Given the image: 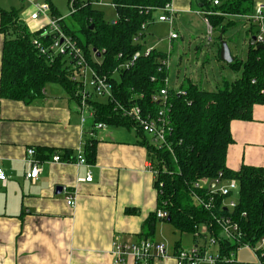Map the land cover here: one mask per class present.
<instances>
[{"label": "crops", "instance_id": "1", "mask_svg": "<svg viewBox=\"0 0 264 264\" xmlns=\"http://www.w3.org/2000/svg\"><path fill=\"white\" fill-rule=\"evenodd\" d=\"M28 1L33 8L13 10H19L22 21L36 32L47 21L30 19L34 4L39 2ZM201 1L170 0L177 10L174 26L156 23L159 11L155 12L146 37L151 27L166 25L169 33L179 35L177 39H168L167 48L173 51L176 41L182 38L185 42L182 32L191 31L200 22L207 33L206 48L213 46L209 52L215 53L216 41L211 36L212 42L208 41L209 27L202 14ZM102 4L99 0L94 7ZM242 22L252 37L251 25L245 20ZM4 42L5 36L0 33V86ZM159 44L153 47L157 49ZM196 50L200 55L201 46ZM92 101L104 103L107 99L95 97ZM252 115L251 121L231 122L233 143L227 151L226 166L235 172L243 166L264 167V105H255ZM144 134L133 126L97 129L95 119L89 114L83 122L78 100L58 84L47 85L42 97L29 105L0 96V168L8 176L6 184L0 181V264H114L116 242L144 240L146 223L158 210L156 175L150 152L143 143L155 144ZM91 140L96 141V154L89 161L86 155ZM29 149L36 150L42 168L35 182L26 179L30 170ZM79 152L87 158V164L75 163ZM55 155H60L63 162H52ZM88 175H92V182L85 181ZM69 194L76 198L75 207L67 204ZM163 222H156L155 232L148 239L165 244L171 253L184 249L182 236L176 232L168 236L169 225ZM205 231L203 224L199 233ZM204 242L201 236L193 237L194 246H203ZM124 264H134V261L129 258ZM152 264L177 262L170 257L156 259Z\"/></svg>", "mask_w": 264, "mask_h": 264}, {"label": "trees", "instance_id": "2", "mask_svg": "<svg viewBox=\"0 0 264 264\" xmlns=\"http://www.w3.org/2000/svg\"><path fill=\"white\" fill-rule=\"evenodd\" d=\"M95 1L75 0L74 11L70 15L80 25L85 41L68 28L63 19L61 26L66 34L79 41L91 63L90 48L103 58L95 65L113 83L115 102H91L96 124L135 127L130 119L115 109V104L117 102L124 107L138 105L146 115L157 114L161 106L153 101V96L164 88V79L169 75L161 64L169 54L154 49L148 57L138 58L129 69L121 68V65L129 62L135 53L143 51V46L135 43L134 39L141 26L152 21L155 12L150 9L162 8L170 0H113L117 12L114 22L105 21L103 13L94 7ZM214 1L202 0L201 6L204 12L212 13L206 18L213 31L218 33L217 40H220V34L224 38L228 29L236 24L233 16L252 14L256 2L219 0L220 5H214ZM51 10L57 17V13ZM0 18V33L5 36L0 96L29 105L42 97L49 84H58L74 96L76 85L70 79L66 59L57 57L51 61L40 55L33 45L41 32H32L22 21L19 10L0 9ZM91 26H94L93 30ZM41 40L48 44L51 37ZM257 47H249L245 61L234 57V62L228 66L234 72H241L240 76L224 81L215 91H208L189 78L180 88L169 90L171 130L168 140L171 149H160L149 141L143 144L147 146L154 170L158 173L155 183L158 210L167 212L171 220H161L155 213L146 223L143 239L154 234L159 220L169 222L179 232L193 234L195 238L199 236L200 226L205 224L210 232L220 237L221 229L216 223L219 218H229L239 226L241 243L256 245L264 237V167L243 166L235 172L226 166L227 151L233 143L231 122L251 121L253 107L264 105V50ZM220 51L221 48L219 59ZM152 78L156 81L152 82ZM179 90L186 95H180ZM137 130L144 134L139 128ZM95 144V140L88 143L86 157L89 161L95 158ZM220 173L225 181L236 180L239 190L234 196L214 197L212 208L207 210L194 196L208 201L207 190L197 189L195 184L204 179L213 180ZM231 198L236 201V206L228 209L224 204ZM237 247L238 243L232 240L223 239L219 243L220 254L226 257ZM261 262L264 264V256Z\"/></svg>", "mask_w": 264, "mask_h": 264}, {"label": "built area", "instance_id": "3", "mask_svg": "<svg viewBox=\"0 0 264 264\" xmlns=\"http://www.w3.org/2000/svg\"><path fill=\"white\" fill-rule=\"evenodd\" d=\"M74 1L70 0L72 7V12L74 11ZM99 3V0L95 1L94 5ZM214 5H220L219 0L214 1ZM35 11L31 14L30 19L32 21H38L44 18L47 22L46 25L40 28L41 35L33 41V45L39 51L40 55L47 57L51 61H54L57 57H62L66 59L68 63V71L72 83H75L76 90L74 97L78 100L81 110L82 121H86V115H90L92 118L95 117V113L91 108V102L93 98H105L108 101L115 102L114 98V88L111 78L102 74L97 70L95 64L91 63L86 56V53L79 41L74 37L66 34L61 26L62 19L58 17H50L51 6L42 3L34 4ZM161 12L158 21L161 23H167L171 27L174 26L177 10L173 7L171 2H168L162 8H152L150 11ZM205 16V21L209 27V35L212 32V27L207 20V15H211V12H202ZM221 15V14H218ZM234 18H241L249 23L252 29L256 30L253 36L249 39L250 46H262L264 45V2L257 1L253 13L250 15L233 16ZM149 27V23H144L141 26L140 33L135 37V43H140L146 37V33ZM251 29V31H253ZM51 37L48 44H45L41 38ZM179 37L178 33L171 31L170 40L177 39ZM209 43L212 42V38H209ZM154 49H148L145 53L137 52L133 58L121 65V68L129 69L134 65L135 61L141 56L148 57ZM169 57L161 62L162 67L169 71ZM122 58V55H119ZM93 61V60H92ZM99 64V63H98ZM169 76V75H168ZM164 79V88L160 90V93L153 96V101L158 102L161 106L157 114L146 115L143 109L138 106L124 107L121 104H115V109L119 111L124 117L130 119L136 128H139L144 133L152 138L155 146L158 148H170L169 145V133H170V105L168 101L169 97V77ZM156 79L152 78V82ZM255 83V81H253ZM180 95H186L182 90H179ZM97 129L106 130L108 128L105 123L96 124ZM27 161L30 165V170L26 174V179L30 181H37L41 175L42 168L39 159L36 157V150L29 149L27 151ZM52 162L61 163L63 162L60 155H55L52 158ZM75 163L77 165L87 164L85 156L82 152H79L76 156ZM156 178L158 173L154 170ZM92 175H88L85 179L87 182H92ZM0 181L6 184L8 181V176L4 169L0 168ZM197 189H206L207 197L210 199L201 198L198 195H194L196 200L203 205L205 209L212 208V200L214 197H230L237 194L239 190L238 183L236 180L225 181L223 174L220 173L219 176L213 180L204 179L195 184ZM67 204L70 207H75L76 198L73 194H69L66 198ZM225 207L235 208L236 201L234 199H229L225 204ZM157 217L161 220L168 218L167 212L164 210L157 211ZM217 219V218H216ZM217 225L221 229V235L216 236L210 229L206 227L204 233H199L198 237H203L205 242L203 246L197 245L192 249H178L174 253L168 249L165 244L156 243L150 239H144L137 243L130 242H116L113 251L114 264H124L127 259L131 258L134 264H152L156 259H168L170 257L174 258L177 264H231L240 263L236 260H232L233 255L241 250L242 248H247L254 252L258 258L256 264H262L261 257L264 256V237L256 244L251 245L247 243H241L242 234L240 228L237 224L233 223L229 218H219L216 220ZM202 234V235H201ZM232 240L238 243V247L234 252H231L228 257L223 256L218 252V256L208 255V251L212 247L219 246L221 240Z\"/></svg>", "mask_w": 264, "mask_h": 264}, {"label": "rangeland", "instance_id": "4", "mask_svg": "<svg viewBox=\"0 0 264 264\" xmlns=\"http://www.w3.org/2000/svg\"><path fill=\"white\" fill-rule=\"evenodd\" d=\"M101 1L103 4L97 7L95 6V8L103 13V17L106 22L116 21L117 14L114 6H112L113 0ZM37 2L42 4L48 3L51 5L53 11L57 13L56 16L59 19H63L65 25L71 30L76 31L78 37L85 41V37L79 29L80 25L77 24L76 21L70 16L72 13V7L69 0H37ZM0 7L6 11H11L13 8L19 9V7H23L24 11L27 10V8H33V4L28 0H0ZM159 16V12L156 13V23H159ZM50 17H54L52 11L50 13ZM234 20L237 21V24L234 23L235 25L228 29L224 35V40L228 43L233 56L238 55L239 59L245 60L250 47L249 39L251 38V34H247L246 28L242 24V21H244L243 19L239 18ZM195 24L197 25L191 29V31L182 32L181 35L184 37L185 42L183 43L182 38H180L175 42V48L173 51H169L167 48L170 35L168 27L163 24H157L155 27H151V29L148 31V36L140 41V44L143 46L142 53H145L151 48L155 49L153 46L156 43H160L157 50L162 49L163 52L170 54L168 76L170 88L181 86L183 80L186 77H189L198 82L202 88L208 91H215L217 87H221L223 85L224 81H232L233 79L238 78L241 72H234L227 63H224L219 59L218 53L219 49L221 48V41L217 40L216 35L218 33L213 31V33L209 35V37L211 36L216 41V52H209L213 50V46L206 48V30L200 22ZM253 32L256 33V30L254 29ZM179 45L182 46L181 50L178 49ZM197 46H201L202 48L200 55L197 54ZM90 52L94 64L102 62L103 58L98 57L93 52L92 48H90ZM163 223L169 225V230L167 231L168 236L172 235L173 232H176L177 235L182 236V244L183 247H185V250L188 248L192 249L194 247L193 234L181 235L176 229L173 228L171 224H169V222ZM218 252L219 246L212 247L208 251V255L217 257ZM232 260H236L237 262L245 264H253L258 261V258L251 250L242 248L233 255Z\"/></svg>", "mask_w": 264, "mask_h": 264}, {"label": "water", "instance_id": "5", "mask_svg": "<svg viewBox=\"0 0 264 264\" xmlns=\"http://www.w3.org/2000/svg\"><path fill=\"white\" fill-rule=\"evenodd\" d=\"M94 26H91V30H93ZM220 41H221V51H220V59L227 64H231L234 62L235 58L233 57L231 50L229 48L228 43L224 40L223 34H220ZM260 50H264V45L257 47ZM100 57V55H98ZM62 190V189H60ZM170 218L168 217V221L170 222Z\"/></svg>", "mask_w": 264, "mask_h": 264}]
</instances>
